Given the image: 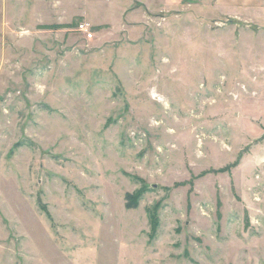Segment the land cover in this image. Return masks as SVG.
I'll return each mask as SVG.
<instances>
[{
  "label": "rangeland",
  "instance_id": "1",
  "mask_svg": "<svg viewBox=\"0 0 264 264\" xmlns=\"http://www.w3.org/2000/svg\"><path fill=\"white\" fill-rule=\"evenodd\" d=\"M214 2L0 0V264H264V26Z\"/></svg>",
  "mask_w": 264,
  "mask_h": 264
},
{
  "label": "crops",
  "instance_id": "2",
  "mask_svg": "<svg viewBox=\"0 0 264 264\" xmlns=\"http://www.w3.org/2000/svg\"><path fill=\"white\" fill-rule=\"evenodd\" d=\"M214 1V0H213ZM214 7L233 9L226 13L237 16H250L251 20L264 26V0H215Z\"/></svg>",
  "mask_w": 264,
  "mask_h": 264
},
{
  "label": "trees",
  "instance_id": "3",
  "mask_svg": "<svg viewBox=\"0 0 264 264\" xmlns=\"http://www.w3.org/2000/svg\"><path fill=\"white\" fill-rule=\"evenodd\" d=\"M137 205V203H136V201L134 200V196L132 195V194H128L127 195V207H129V208H131V207H134V206H136ZM153 217L155 218V215H153ZM153 217H151V218H153ZM156 219V218H155ZM157 220H154V219H152V224H153V226H154V229L156 228V226H157Z\"/></svg>",
  "mask_w": 264,
  "mask_h": 264
},
{
  "label": "built area",
  "instance_id": "4",
  "mask_svg": "<svg viewBox=\"0 0 264 264\" xmlns=\"http://www.w3.org/2000/svg\"><path fill=\"white\" fill-rule=\"evenodd\" d=\"M79 29L80 31L87 33L89 38H92L93 33L90 31L91 26L88 23L84 22V23L79 24Z\"/></svg>",
  "mask_w": 264,
  "mask_h": 264
}]
</instances>
